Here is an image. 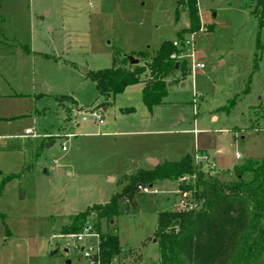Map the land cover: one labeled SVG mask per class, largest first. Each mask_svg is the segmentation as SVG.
I'll use <instances>...</instances> for the list:
<instances>
[{
    "label": "rangeland",
    "instance_id": "obj_1",
    "mask_svg": "<svg viewBox=\"0 0 264 264\" xmlns=\"http://www.w3.org/2000/svg\"><path fill=\"white\" fill-rule=\"evenodd\" d=\"M257 2L198 0L201 26L193 33L186 9L177 19L178 0L2 1L0 184L13 179L0 196L6 217L0 264L82 262L65 228L72 217L120 195L146 166V152L162 164L207 153L213 167L202 168L204 174L224 185L237 180L235 166L264 158V28L253 12ZM165 42H191L205 69L191 71L189 50H182L175 62L186 70L167 79L168 97L151 112L139 85L108 103L99 98L92 74L124 66L127 56L148 66ZM60 97L73 101L62 109ZM93 111L105 124L89 115L91 128L78 129ZM195 181L157 183L155 193H137L136 205L121 199V216L109 228L122 244V264L156 263L158 218L194 206V194L179 189ZM88 222L95 224L97 215Z\"/></svg>",
    "mask_w": 264,
    "mask_h": 264
},
{
    "label": "trees",
    "instance_id": "obj_2",
    "mask_svg": "<svg viewBox=\"0 0 264 264\" xmlns=\"http://www.w3.org/2000/svg\"><path fill=\"white\" fill-rule=\"evenodd\" d=\"M257 5L253 12L262 29L264 0H258ZM181 9H186L189 14V30L197 33L201 26L198 0H178L177 19ZM175 51L173 43L165 42L150 57L148 66L133 68L125 58L124 66L92 74L99 98L108 103L127 88L143 84L142 77L148 74L142 97L146 109L151 112L168 97L167 79L173 78L178 71L186 70V64H178L171 59ZM139 56L146 57L143 54ZM58 99L62 109L66 101H73L71 97ZM233 173L237 177L235 183L224 185L206 176L191 155H186L179 162H166L151 171L140 170L120 195L113 197L105 206L96 205L72 217L64 232L68 235L80 233L89 224L90 215L96 214L94 227L101 236V261L110 264L114 258H121L124 251L119 237L109 228L121 216V199L126 197L136 205L140 190L153 189L160 182H186L188 177H196L193 185L186 183L179 189L180 192L194 194L196 207L191 211L163 213L158 218L156 240L159 258L155 264H264V158L250 159L235 166ZM11 179L7 177L0 184V196ZM5 218L0 213V219ZM103 222L108 228L105 231Z\"/></svg>",
    "mask_w": 264,
    "mask_h": 264
},
{
    "label": "built area",
    "instance_id": "obj_3",
    "mask_svg": "<svg viewBox=\"0 0 264 264\" xmlns=\"http://www.w3.org/2000/svg\"><path fill=\"white\" fill-rule=\"evenodd\" d=\"M173 47H175L176 51L172 54L171 59L173 61L177 60L178 57L181 58L184 54V51L182 50H189V63L191 66V71L195 72L198 69H205V65L202 63H197L194 57V52H190L191 42L186 44V47L182 44L180 45L177 42L173 43ZM182 52V53H181ZM88 115V116H87ZM86 116L82 117L78 123H86L89 121V115L90 118H92V121L97 123L99 126H102L104 124V117L103 114L98 111H93L92 113L87 114ZM27 136H35V133H33L32 130H26L25 131ZM197 133V132H195ZM62 151L64 153L68 152V148L66 146H62ZM196 163L200 166V163H202L203 168L207 165L208 167H213L212 164H210L208 157L205 155H201V157H196ZM213 174V173H211ZM153 194L155 193L152 189H144V191H148ZM196 206L192 205H186L182 206L183 211H191ZM66 238L70 240V246L80 252L82 257V262H78L77 264H103L101 261V236L100 233L95 229L94 224L89 223L86 226L83 227V230L80 233H76L73 235H67ZM124 260H121L120 258H114L110 264H122Z\"/></svg>",
    "mask_w": 264,
    "mask_h": 264
},
{
    "label": "crops",
    "instance_id": "obj_4",
    "mask_svg": "<svg viewBox=\"0 0 264 264\" xmlns=\"http://www.w3.org/2000/svg\"><path fill=\"white\" fill-rule=\"evenodd\" d=\"M221 65H223V62H221ZM139 86H141V90L143 91V88H144V84H139ZM107 109H105V111H106ZM104 111V112H105ZM122 112H124V113H127V114H129V113H131V112H133V109H131V111H129V112H126V109H124ZM94 122V121H93ZM95 123V122H94ZM82 124H87L86 126H84L85 127V129H88V128H91V124H89V122L87 121L86 123H78V124H76V127L78 128V129H81L82 127H83V125ZM104 124H105V121H104ZM103 124V125H104ZM102 125V126H103ZM101 126V127H102ZM138 128H140L139 126H137ZM138 132H142V131H138ZM0 143H2L3 145H4V142L2 141V140H0ZM205 156H207V153H205ZM208 157V156H207ZM209 158V157H208ZM143 162L145 163V167L144 168H142V170H145V171H150V170H152L153 168H155V167H157L158 165H160V164H162L160 161H158L154 156H153V154H151V153H149V152H146V153H144V155H143ZM157 163L158 165L157 166H155L154 165V163ZM169 162H171V161H169Z\"/></svg>",
    "mask_w": 264,
    "mask_h": 264
},
{
    "label": "water",
    "instance_id": "obj_5",
    "mask_svg": "<svg viewBox=\"0 0 264 264\" xmlns=\"http://www.w3.org/2000/svg\"><path fill=\"white\" fill-rule=\"evenodd\" d=\"M126 58L128 59L129 64H130L133 68H135L136 66L140 65V64H139V60H138L137 58H135L134 56H127ZM154 165L157 166L158 164L155 162ZM202 168H203V165H202V163H200V170H202ZM67 252H68V251H66V253H67ZM67 264H72V262H71V261H67Z\"/></svg>",
    "mask_w": 264,
    "mask_h": 264
}]
</instances>
